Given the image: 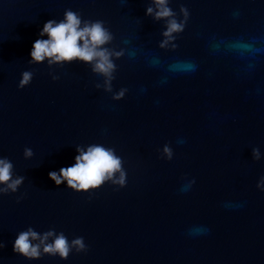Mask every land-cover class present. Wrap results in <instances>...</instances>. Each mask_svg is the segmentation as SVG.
<instances>
[{"label":"water","instance_id":"1","mask_svg":"<svg viewBox=\"0 0 264 264\" xmlns=\"http://www.w3.org/2000/svg\"><path fill=\"white\" fill-rule=\"evenodd\" d=\"M149 4L0 0V158L25 177L0 196V264H264V0H170L179 19L181 5L190 13L175 50L159 48L165 21ZM67 9L104 21L108 47L125 50L111 93L88 64L29 63ZM24 71L33 79L19 88ZM93 144L122 158L124 187L75 192L49 178ZM29 227L83 237L87 251L27 259L13 246Z\"/></svg>","mask_w":264,"mask_h":264},{"label":"clouds","instance_id":"2","mask_svg":"<svg viewBox=\"0 0 264 264\" xmlns=\"http://www.w3.org/2000/svg\"><path fill=\"white\" fill-rule=\"evenodd\" d=\"M170 0H150L146 8V15L151 16L155 21H165V29L161 35L163 39L159 42V48L173 50L177 48L176 35L182 33L189 19V10L181 5L179 14L169 6ZM47 35V39H37L30 53V64L41 63L46 58L49 64L53 63H72L81 62L91 66V71L103 77L102 83H96L97 89L102 88L105 92L113 91L112 81L115 79L114 73L117 70L115 60L125 55V50H116L114 47H108L114 40L113 33L105 27L102 20H83L79 12L67 9L64 12L63 19L48 20L40 32V36ZM50 75H52L50 73ZM33 79V72L24 71L19 81V88L29 85ZM52 79L58 80L59 77L52 75ZM127 92L126 88H121L112 96L113 100L119 101L124 98ZM182 142V141H181ZM79 153L75 157V163L70 167H62L59 172L52 171L49 178L56 185L66 182L67 187L75 192H89L100 188L106 182L113 185L124 187L126 185V172L123 168V160L116 155L113 148L105 147L101 144H93L87 147V150L78 147ZM33 156L31 148L24 149L26 159ZM162 156L171 160L173 150L165 145L162 150ZM254 160L261 159L259 148L252 149ZM13 164L6 157L0 158V196L8 193L17 192L18 188L24 182V176H13ZM195 180H189L186 188H190ZM257 188L264 191V176L257 183ZM183 190V189H182ZM19 202V199L18 201ZM51 238V239H50ZM51 240V242H49ZM5 245L0 242V249ZM75 249L77 253L86 252L87 246L83 237H77L71 242L63 232L56 233L54 229L38 233L29 227L21 231L14 242L13 251L27 259H39L42 255L59 256L61 259H67Z\"/></svg>","mask_w":264,"mask_h":264}]
</instances>
